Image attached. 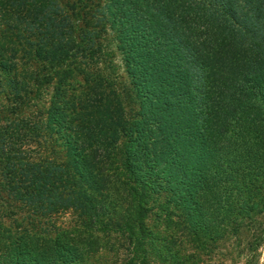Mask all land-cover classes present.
<instances>
[{
	"label": "trees",
	"instance_id": "16d2710c",
	"mask_svg": "<svg viewBox=\"0 0 264 264\" xmlns=\"http://www.w3.org/2000/svg\"><path fill=\"white\" fill-rule=\"evenodd\" d=\"M101 1L97 7L91 0H0L4 96L17 94L20 81L29 94L33 76L37 79L45 72L33 84L53 83L46 110L50 125L57 132L63 123L72 125L67 133L50 137L52 145L64 144L70 152V162L61 169L48 167L53 152L32 133L0 129L1 216H9V205L17 201L19 209L24 201L58 209L87 202L94 208V197L83 185L97 188L95 197L102 198L101 190L111 177H122V200L134 205V220L143 225L145 202L135 195L143 159L156 166L168 160V154L180 160L208 152L230 161L240 156L245 141L254 138L244 123L259 124L264 134V0ZM98 15L111 22L108 26L139 98L134 117L117 93L107 89V77L96 73L105 31L104 22L95 20ZM35 60L42 62L39 71L33 68ZM8 72L15 75L13 83ZM108 162H115V167L108 168ZM252 171L247 165L235 169ZM74 174L80 178H71ZM42 185L48 187L44 195ZM50 189L60 190L55 200ZM27 220L29 227L15 225L17 241L37 228L33 217ZM60 238L64 243L73 240L69 233ZM260 240L257 237L255 243ZM14 264L21 260L16 258Z\"/></svg>",
	"mask_w": 264,
	"mask_h": 264
},
{
	"label": "rangeland",
	"instance_id": "374dc122",
	"mask_svg": "<svg viewBox=\"0 0 264 264\" xmlns=\"http://www.w3.org/2000/svg\"><path fill=\"white\" fill-rule=\"evenodd\" d=\"M91 1L97 7L103 2ZM97 19L104 22L105 31L101 33L103 51L96 61L100 68L96 73L107 77V89L117 93L134 117L140 110V102L121 49L108 26L111 22L105 23L99 15ZM41 63L35 60L33 68L38 70ZM45 74L41 73V77ZM8 76L13 83L15 75L8 72ZM41 77L33 76V79L38 82ZM33 79L28 84L33 87L29 94L23 89L22 81L15 95L10 91L4 96L6 89L0 85V129L8 127L32 133L34 139L41 140L38 142L41 146L53 152L50 162L54 164L48 167L58 165L61 169L70 162V152L64 144L52 145L49 141L54 133H67L72 125L63 123L58 132L55 125H50L46 110L52 100L53 83L42 80L36 85ZM37 119L40 123L34 124ZM244 124V130L249 129L247 132L251 131L254 138L245 141L240 156L230 161L217 160L208 152L203 157L188 155L180 160L168 154V160L165 158L156 166L154 161L143 159L138 164L135 192L145 202L141 210L145 215L143 225L134 220V205L124 204L122 200L119 187L122 177H111L101 190L102 198L95 197L99 193L97 188L83 185L86 194L94 197V208L87 202L85 206L75 203L59 209L26 201L20 209L16 207L20 201L9 205L10 215H0V224L6 227L0 226V264H14L16 258L21 264H264V134H260L259 124ZM43 159L48 164L47 157ZM223 162L230 165L223 166ZM243 165L254 171L236 173L235 169ZM110 166L115 167V162L111 165L108 162L107 167ZM70 177L80 178L75 174ZM157 182L162 185H155ZM145 183L150 185L146 187ZM72 184L73 180L63 191L64 198ZM41 187L44 195L48 187ZM49 191L54 200L56 193H60V190ZM101 200L106 204L100 207ZM32 217L37 228L17 241L16 223L29 227L27 219ZM118 220L126 227L119 225ZM68 233L73 237L72 242H62L60 235ZM257 237L261 240L255 243Z\"/></svg>",
	"mask_w": 264,
	"mask_h": 264
}]
</instances>
